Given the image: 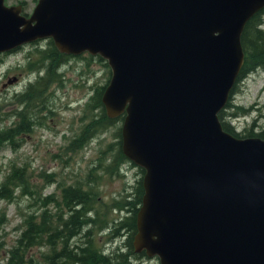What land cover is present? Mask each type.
<instances>
[{"label":"water","instance_id":"water-1","mask_svg":"<svg viewBox=\"0 0 264 264\" xmlns=\"http://www.w3.org/2000/svg\"><path fill=\"white\" fill-rule=\"evenodd\" d=\"M264 0H0V54L50 38L103 58L100 100L123 113L122 154L143 169L134 252L158 264H264V139L222 129Z\"/></svg>","mask_w":264,"mask_h":264},{"label":"rangeland","instance_id":"rangeland-1","mask_svg":"<svg viewBox=\"0 0 264 264\" xmlns=\"http://www.w3.org/2000/svg\"><path fill=\"white\" fill-rule=\"evenodd\" d=\"M36 1L3 0V3L21 5V13L27 15ZM46 43V39H40L36 44H24L9 53L0 54L1 113L9 112L14 108L11 99L14 93L33 83L38 76L44 75V66L40 63L36 52L43 49ZM57 73L62 75L61 84H51L47 88L49 92L47 100L45 99V104L51 108V111L46 109L38 114L33 112L35 115L31 119L33 124L30 131L20 135L21 140L16 142L18 146L12 149L10 145L5 146L6 142L0 148V181L13 164L25 170L29 190L28 192L24 188H15L12 200H0V214L4 215L0 223V256L2 257L14 244L23 228L24 217L27 214L37 215L40 211L39 207H43L39 199L52 194V198L59 200V187L85 180L91 167H94L97 180L92 184V188L99 200L109 205L113 199H119L125 193L131 192L135 181L141 176L137 167L128 163H125L121 170L118 169L109 175L103 171V167L108 165L109 161H113L111 156L114 155L116 146L112 144L116 141L115 128L118 123L92 136L81 148L75 151L67 150L69 141L79 133L91 114L98 113L95 110L91 111L86 103L93 88L105 83L106 68L95 59L88 60L87 55L81 53L68 58L58 68ZM229 101L232 105L249 108L246 115L233 118L226 115L232 111L231 108L225 111L223 120L231 125L235 132L243 136L245 134L243 129L248 128L252 121L253 132L264 128V69L254 70L237 82ZM16 120L12 115L5 116L1 124L8 125ZM64 148H67L65 152ZM48 173L51 175L49 181L43 177V174ZM49 203H46V207L49 211H53L54 205ZM122 213L109 207L104 211L102 208L97 209L93 223L89 226L92 230L94 247L102 248L105 253H111L109 250L114 251L117 245L120 249L123 248L121 244L124 238L119 236L118 239H109V228H107ZM102 220L105 221L106 227H102ZM98 227L102 228L98 229ZM46 249L45 246H37L32 247L29 252L36 258L38 252ZM130 264H157V259L141 257L130 260Z\"/></svg>","mask_w":264,"mask_h":264},{"label":"trees","instance_id":"trees-1","mask_svg":"<svg viewBox=\"0 0 264 264\" xmlns=\"http://www.w3.org/2000/svg\"><path fill=\"white\" fill-rule=\"evenodd\" d=\"M263 15L264 7L256 11L244 24L240 34V44L243 51L242 65L230 90L227 102L217 113L222 129L236 137L257 136L264 139V128L257 132L252 131L253 121L248 128L243 129L245 134L242 136L223 120L225 111L229 108L232 109L226 114L229 118L246 115L249 112V108L232 105L229 100L237 82H240L254 70L264 69ZM46 42V46L36 52L41 61L40 63L44 66V75L38 76L33 83H29L21 91L14 93L11 98L14 104L12 110L1 113L2 110L0 109V148L6 142L5 146L10 145L12 149L18 146L16 142L21 140V138L19 139L20 135L30 131L33 124L31 119L35 115L33 112L38 114L46 109L49 112L51 111V108L45 104V99L47 100L49 94L47 88L54 83L61 84L62 75L57 73L58 68L68 58L78 56L59 52L50 38H46ZM31 43L36 44L37 41ZM84 54L87 55L88 60L95 59L106 68V81L103 85L93 88L92 94L86 103L91 111L95 110L98 113L91 114L89 120L82 125L79 133L69 141L68 149L64 148V152L66 149L75 151L81 148L92 136H96L105 131L107 127L118 123L115 128L116 141L112 144V146H116L114 155L111 156L113 161H109L108 165L103 167L104 173L109 175L119 169L121 162L129 163L131 166L136 165L122 154L120 148L119 124H121L123 113L112 118L107 117L100 100L110 75L109 67L99 55H91L86 52ZM11 115L14 118L16 117L17 120L8 125L1 124L2 118ZM136 167L142 176L143 169ZM93 169L94 167L89 169L85 180L78 181L73 185L60 186L59 200L52 198V194L39 199L43 207H39L40 211L37 215L27 214L24 217L23 228L16 237L14 244L6 250L5 256H0V261H2L0 264H130L132 259L147 257L143 251L134 252L131 244L135 232V212L142 195L141 176L135 181L131 192L125 193L119 199H113L111 205H109L99 200L98 195L92 188V184L97 182ZM50 176L49 173L43 174L47 181L51 179ZM27 185L28 179L25 177V170L12 164L9 172L0 181V200H12L15 188H24L29 192ZM47 202L54 205L53 211L48 210L46 207ZM107 207L123 212L122 215L113 220L111 226L107 227L109 228V239H118L119 236L124 238V242L121 244L123 248L120 249L117 245L114 251L109 250L111 253H105L102 248L94 247L91 236L92 230L89 227L93 223V216L96 214L97 209L102 208L104 211ZM3 219L4 215L1 213L0 223ZM101 224H103L102 227H106L104 220ZM102 227H98V229ZM37 246H45L47 249L38 252L39 255L35 258L29 251L32 247Z\"/></svg>","mask_w":264,"mask_h":264},{"label":"flooded vegetation","instance_id":"flooded-vegetation-1","mask_svg":"<svg viewBox=\"0 0 264 264\" xmlns=\"http://www.w3.org/2000/svg\"><path fill=\"white\" fill-rule=\"evenodd\" d=\"M125 163H126V162H121V163H120V165H119V169H120V170L124 167L123 165H124ZM128 164H129V163H128ZM125 167H126V166H125Z\"/></svg>","mask_w":264,"mask_h":264},{"label":"bare ground","instance_id":"bare-ground-1","mask_svg":"<svg viewBox=\"0 0 264 264\" xmlns=\"http://www.w3.org/2000/svg\"><path fill=\"white\" fill-rule=\"evenodd\" d=\"M135 181V180H134Z\"/></svg>","mask_w":264,"mask_h":264}]
</instances>
